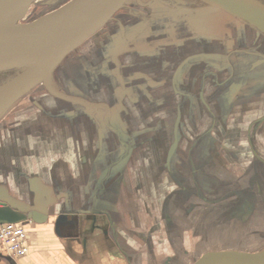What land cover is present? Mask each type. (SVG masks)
Segmentation results:
<instances>
[{
  "label": "crops",
  "instance_id": "crops-1",
  "mask_svg": "<svg viewBox=\"0 0 264 264\" xmlns=\"http://www.w3.org/2000/svg\"><path fill=\"white\" fill-rule=\"evenodd\" d=\"M129 9L57 66L68 99L36 86L0 117V224L28 244L0 264H182L190 215L231 203L204 180L246 168L264 126V35L206 6Z\"/></svg>",
  "mask_w": 264,
  "mask_h": 264
},
{
  "label": "water",
  "instance_id": "water-1",
  "mask_svg": "<svg viewBox=\"0 0 264 264\" xmlns=\"http://www.w3.org/2000/svg\"><path fill=\"white\" fill-rule=\"evenodd\" d=\"M38 1L0 0V73L16 71L0 85V117L38 85L51 96L68 99L54 89L53 72L65 57L112 20L130 0H68L45 15L21 23L31 5ZM153 1V4L169 6L166 0L146 3L135 0L144 8ZM198 1L264 35V0ZM193 264H264V251L209 252Z\"/></svg>",
  "mask_w": 264,
  "mask_h": 264
},
{
  "label": "rangeland",
  "instance_id": "rangeland-1",
  "mask_svg": "<svg viewBox=\"0 0 264 264\" xmlns=\"http://www.w3.org/2000/svg\"><path fill=\"white\" fill-rule=\"evenodd\" d=\"M67 1L68 0H40L31 5L26 15L21 19V23H27L45 15ZM148 1L149 0H142L143 3ZM171 1L173 4L170 8L162 7L164 5L161 3L153 4L151 7L154 8V11L160 12H175L178 11L177 8L180 7L184 10H194L196 7H194L195 4L191 7L183 2L179 3L176 0ZM159 4L160 7L158 6ZM127 5L135 7L136 3L134 0H130ZM121 10H123V8L119 11ZM135 11H137V8ZM146 11L147 9H141L140 12L143 13ZM117 14L114 16H117ZM145 14L149 15L151 13L146 12ZM54 81L52 83L54 87H57V89L59 87L64 88L65 82L61 81L59 73ZM37 89L45 92L42 85H38ZM37 89L35 88L34 91L36 92ZM34 91L32 90L31 92ZM29 94L30 93L24 95V97ZM253 136V152H246L247 155H251L246 157V168L244 166V169L239 171V164L237 162L231 170L229 169L230 172H226L223 168L221 169L219 166H215V171L209 172V176H207L208 173H206V180L204 181L206 183L211 182V185L216 184L215 186L217 187L211 190V192L213 191L214 195L228 196L231 203L229 205L219 203L210 206L221 212V220L218 222H209V225L207 224L205 228L201 220H195V218L191 219L193 215H190V220L188 221L189 233L193 236L194 241H196L197 238L199 243L197 246L195 245L196 243L190 245L187 254H177V256L180 255L182 264H193L202 255L221 250L248 253L264 251V126L258 131L254 130ZM200 169V163L198 164L196 161L190 160L189 173L190 176L192 175L194 177L190 179V185H196L197 182L200 183L198 180H201V175L198 174ZM196 177L198 178L196 179ZM189 191L195 192L197 190L194 188L189 189ZM194 200H197V198ZM201 202L204 203V201ZM200 206L208 207V204L206 202L205 205L200 203ZM194 207L193 203H190L189 208L194 209ZM208 226L209 230L207 228ZM197 234H205V237L203 236L205 238L203 242L200 236H196Z\"/></svg>",
  "mask_w": 264,
  "mask_h": 264
},
{
  "label": "built area",
  "instance_id": "built-area-1",
  "mask_svg": "<svg viewBox=\"0 0 264 264\" xmlns=\"http://www.w3.org/2000/svg\"><path fill=\"white\" fill-rule=\"evenodd\" d=\"M0 249L12 261L25 256L28 251V244L21 224H0Z\"/></svg>",
  "mask_w": 264,
  "mask_h": 264
},
{
  "label": "trees",
  "instance_id": "trees-1",
  "mask_svg": "<svg viewBox=\"0 0 264 264\" xmlns=\"http://www.w3.org/2000/svg\"><path fill=\"white\" fill-rule=\"evenodd\" d=\"M177 2H183L186 5H192L195 4L197 6H203L205 7L206 5L202 4L201 2H199L198 0H176ZM168 4H170V6H172L173 2L171 0L167 1ZM16 71L12 70V71H7V72H1L0 73V85L5 82L7 79H9L10 77H12L15 74Z\"/></svg>",
  "mask_w": 264,
  "mask_h": 264
},
{
  "label": "flooded vegetation",
  "instance_id": "flooded-vegetation-1",
  "mask_svg": "<svg viewBox=\"0 0 264 264\" xmlns=\"http://www.w3.org/2000/svg\"><path fill=\"white\" fill-rule=\"evenodd\" d=\"M134 1H135V0H134ZM149 1H150V0H149ZM167 1H168V0H166V3H167ZM135 3H136V2H135ZM153 3H154V1L151 2L150 6H149V7H146V8L150 9ZM156 3H157V2H156ZM167 4H168V3H167ZM190 6L193 7V4L190 5ZM195 6H197V5H194V7H195ZM130 7H131L130 5H126L124 8H127L128 10H130V9H129ZM164 7H166V8H170V4H169V6L164 5ZM130 13H131V12H130ZM113 18H114V17H113Z\"/></svg>",
  "mask_w": 264,
  "mask_h": 264
}]
</instances>
